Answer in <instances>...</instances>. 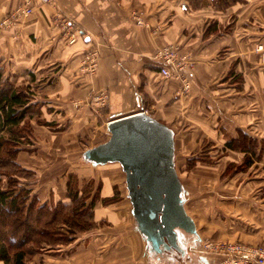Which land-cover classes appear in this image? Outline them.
Returning <instances> with one entry per match:
<instances>
[{"label": "crops", "instance_id": "0c3cea01", "mask_svg": "<svg viewBox=\"0 0 264 264\" xmlns=\"http://www.w3.org/2000/svg\"><path fill=\"white\" fill-rule=\"evenodd\" d=\"M19 3L0 0V19ZM34 6L0 29L3 81L43 106L38 117L51 123L30 118L35 144L20 150L79 151L109 138L108 120L144 110L173 130L174 164L194 160L179 180L200 242L264 247V70L254 50L264 41V0H35ZM68 19L80 29L74 42ZM166 44L185 58L186 93L179 79L159 73L155 53ZM94 47L90 72L84 56ZM99 91L108 94L106 105L94 102ZM103 181V195H110L116 179ZM95 212L96 226L47 246L45 255L41 248L32 264H228L195 246V234L191 246L187 239L183 249L151 251L122 198Z\"/></svg>", "mask_w": 264, "mask_h": 264}, {"label": "water", "instance_id": "95a60500", "mask_svg": "<svg viewBox=\"0 0 264 264\" xmlns=\"http://www.w3.org/2000/svg\"><path fill=\"white\" fill-rule=\"evenodd\" d=\"M106 130L109 138L82 157L92 165L119 163L136 228L151 251L179 248L176 230L195 234V228L175 169L173 130L143 110L108 120Z\"/></svg>", "mask_w": 264, "mask_h": 264}, {"label": "trees", "instance_id": "16d2710c", "mask_svg": "<svg viewBox=\"0 0 264 264\" xmlns=\"http://www.w3.org/2000/svg\"><path fill=\"white\" fill-rule=\"evenodd\" d=\"M34 106L26 92L3 81L0 68V168L4 167L2 161L14 167L9 171L0 169V260L4 264H24L42 246L67 244L90 224L81 217L85 212L83 201L72 207L62 201L52 206L31 195L15 175V171L24 170L15 158L21 145L30 142L29 119L34 116ZM193 162L188 160V166ZM69 179L67 197L74 199ZM90 204H94L93 199ZM176 233L177 246L183 249L189 234L179 229Z\"/></svg>", "mask_w": 264, "mask_h": 264}, {"label": "rangeland", "instance_id": "374dc122", "mask_svg": "<svg viewBox=\"0 0 264 264\" xmlns=\"http://www.w3.org/2000/svg\"><path fill=\"white\" fill-rule=\"evenodd\" d=\"M33 105H35L33 107V111L35 112H33L34 116L32 119L37 123H44V119L38 117L37 114V111L40 112L43 106L35 103H33ZM29 134L32 140L35 139L31 133ZM31 138L30 144L33 146L35 141L31 143ZM90 146L93 147L95 145H81L80 150L75 152H73L74 150L72 151L69 149L66 152L63 149V151L59 152L57 155L56 153L47 155L45 153L46 149L44 148L24 149L19 150V152L23 151L20 158H15V162L24 169L23 171H15V175L24 186H27L30 189L31 195H35L40 201H47L52 206L54 205V202L62 201L71 207L77 206L83 201L82 203H84L85 212L81 217L85 222L90 223L89 228L87 229L96 226L99 222L95 217V211L98 212V206L100 204L109 205L111 202L118 201L122 198L124 202H127L131 207V202H129L127 196L128 190L125 185V174L121 170L119 163L109 162L107 164L90 165V162L86 161L81 154L83 150H85L84 147L90 148ZM187 161L184 162V160L178 158L176 163L175 160V169L179 179H185L186 177L185 169L188 167ZM2 163L4 164V167L0 168L1 170L6 169L5 171H9L10 169H14L11 164L4 161H2ZM51 164H53V166L49 167ZM108 176H112L116 179V182L112 184L113 191L110 195L104 196L102 189V187H104L103 178L105 179ZM68 179L70 180V186L74 193V199L67 197L66 183ZM184 196L186 197V192ZM91 199L94 200L93 205L90 204ZM195 235L196 237L193 240L196 242L195 246L202 245L200 237H198L197 234ZM192 239L193 237H188L189 244L186 246H191L190 242ZM47 246L48 245H44L41 247L43 248L41 252H43L42 254L44 255L47 252ZM200 247L202 248V246ZM40 249L28 257L27 260L24 261V264H32V258L35 257V259H37L38 256L36 254ZM0 264L4 263L0 260Z\"/></svg>", "mask_w": 264, "mask_h": 264}, {"label": "built area", "instance_id": "2783aa9c", "mask_svg": "<svg viewBox=\"0 0 264 264\" xmlns=\"http://www.w3.org/2000/svg\"><path fill=\"white\" fill-rule=\"evenodd\" d=\"M42 3H53L54 0H40ZM35 0H20V3L15 6L5 17L0 19V29L11 26L15 20L20 17L29 16L34 11ZM132 18L137 24H144L140 13L134 11ZM65 27L69 29L68 41L74 42L77 34H80V29L75 28L72 20L65 21ZM254 50L258 53L261 70H264V41L255 45ZM97 48H92L85 53L84 61L86 69L92 72L97 65ZM155 57L161 60L159 65V73L162 77H175L180 81V92L186 93L189 90V75L186 73L185 58L179 56L177 46L172 44L163 45L157 49ZM108 94L105 91H99L94 94L93 100L101 106L106 105ZM144 111V110H143ZM202 248L207 251H214L222 254L224 261L228 264H246L258 263L264 264V247L262 245H250L242 241H217V240H202Z\"/></svg>", "mask_w": 264, "mask_h": 264}]
</instances>
